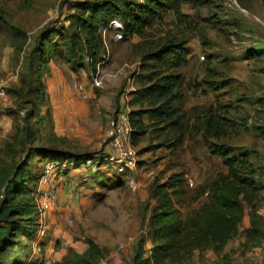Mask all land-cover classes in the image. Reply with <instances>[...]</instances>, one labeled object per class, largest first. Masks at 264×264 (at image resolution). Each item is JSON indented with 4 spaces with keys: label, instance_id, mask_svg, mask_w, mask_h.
<instances>
[{
    "label": "rangeland",
    "instance_id": "1",
    "mask_svg": "<svg viewBox=\"0 0 264 264\" xmlns=\"http://www.w3.org/2000/svg\"><path fill=\"white\" fill-rule=\"evenodd\" d=\"M84 1L0 0V160L5 157V141L19 125L21 131L30 133L24 147L15 145V163L27 175L40 174L32 194L20 196H12V185L0 179V247H5L0 251V264H68L63 260L67 250L82 253L88 238L113 254L102 262L131 264L133 250L146 237L156 205L154 188L179 179V186L165 191L171 207L184 217L210 201L213 185L223 184L227 167L211 154L204 137L211 117L216 124L209 132V142L227 145L235 156L250 155L255 177L264 185V0L185 3L181 6L184 19L163 12L142 34L114 40L111 30L101 32L105 41L98 56L104 59L102 87L92 86L93 69L86 58L84 66L73 71L75 64L68 61L67 50L47 62L36 51L41 37L45 47L60 43L56 33L66 30L70 15L78 13L76 6ZM17 32L21 34L17 36ZM167 40L181 43L185 50V60L175 70L180 75L175 91L181 95V119L159 136L155 126L150 127L137 146H132L136 169L119 175L104 160L110 151L109 130L121 106L133 108L128 104L129 93L141 86L144 55ZM254 47L263 48L255 55L251 52ZM38 79L45 83L46 106L39 105L33 92ZM212 82L218 83L217 90L208 87ZM22 87V94L15 96ZM31 111L34 113L25 121ZM144 121H148L146 117ZM215 133L217 136H211ZM39 147L94 157L79 167L69 162L42 165V158L36 155ZM51 163L65 171L64 175L73 171L71 178L78 181L74 207L64 203L57 208L62 177L57 180L55 200L47 210H40L48 187L45 171ZM131 177L135 186L128 183ZM27 216L38 221L31 240L17 229ZM53 216L58 221V235L48 228L47 221ZM244 229H250V237L242 233ZM8 232L12 234L7 237ZM5 239L11 244L6 246ZM57 245L63 250L61 256L52 250ZM145 245L149 246L148 241ZM208 252L194 257L191 264H264V188L252 204H243L238 233L222 252Z\"/></svg>",
    "mask_w": 264,
    "mask_h": 264
},
{
    "label": "trees",
    "instance_id": "2",
    "mask_svg": "<svg viewBox=\"0 0 264 264\" xmlns=\"http://www.w3.org/2000/svg\"><path fill=\"white\" fill-rule=\"evenodd\" d=\"M208 1L101 0L94 2L86 0L77 4L78 13L70 15L66 30L62 31L63 33H56L61 40L60 43L53 42L49 47H45V38L41 37L37 41L36 51L44 58V62H47L62 50H67L68 61H74L75 64L71 67L73 71L84 66L85 58H88V66L94 70L104 45L100 29L107 25L110 18H119L123 21L125 26L123 35L128 37L133 33L142 34L143 29L152 25L156 17L163 12H171L177 19L182 20L186 17L181 12L183 4H203ZM16 34L19 36L21 33ZM262 48L254 47L251 52L257 55ZM143 60L141 69L144 73H141L139 78L141 86L130 91L128 101V104L133 107L128 112L133 147L137 146L139 139L147 134L150 127L155 126L154 129L159 136L162 130L176 126L181 119V95L175 91L180 80V75L175 70L185 60V50L181 43L167 40L145 54ZM217 84L212 82L208 87L217 90L219 86ZM22 88L17 89L14 95L20 96L24 90V87ZM33 92L39 98V105L48 104L45 83L40 81ZM32 113L34 111L28 113L25 121L31 118ZM145 117L147 122L144 121ZM215 124L213 117L208 118L205 128L208 130L204 137L211 154L220 158L227 167V173L222 177L223 184L213 185L214 192L210 201L202 203L184 217L177 215L175 209L171 207L170 199L165 191L167 187L179 186L177 185L179 179L173 180L169 185H158L154 188L156 205L148 219L146 237L139 239L133 250L131 264H191L194 257H201L208 251L221 253L227 242L238 233L243 216V204H252L264 185L260 184L255 177L250 155L243 153L235 156L227 145L209 142V132ZM19 128V125H15L14 132L5 141L2 149L5 157L0 160V179L4 182L3 184L12 185V189L9 190L12 196H20L23 192L32 194L40 180L39 173L35 176L27 175L20 169L19 163H15L17 153L14 151V147L17 148L15 145L24 147L29 142L30 132L24 133ZM20 134L22 137L16 142ZM211 136L215 137L217 134ZM36 155L42 158L41 162L39 161L42 165L50 162H69L75 167L81 166L94 157L86 153H68L48 147H39ZM26 212L28 211L25 210L24 214ZM23 220L25 222L17 228L20 235L27 240L35 238L38 221L31 216L24 217ZM242 233L249 237L251 235L250 229H244ZM11 234L8 232L7 237ZM147 241L148 247L145 245ZM5 242L6 239L4 240L6 246L11 244ZM43 244L44 241L40 243V246ZM4 248L1 246L0 251ZM69 253L73 255L72 258L67 257ZM107 256V252L88 238L85 251L77 253L69 248L63 260L65 259L68 264H100ZM21 264L24 263L21 262Z\"/></svg>",
    "mask_w": 264,
    "mask_h": 264
},
{
    "label": "built area",
    "instance_id": "3",
    "mask_svg": "<svg viewBox=\"0 0 264 264\" xmlns=\"http://www.w3.org/2000/svg\"><path fill=\"white\" fill-rule=\"evenodd\" d=\"M110 30L113 32L114 40L122 39L124 30L123 21L119 18H110L107 25L100 29V35L101 32L104 33ZM101 39L105 45V41L102 36ZM86 60L88 61V58H86ZM103 62L104 59L98 60L94 70L90 73L91 84L94 87H102L103 85V78L101 76V65ZM128 112L129 110L125 108L117 113L113 126L108 133L110 151L104 157L106 164H110L119 175H124L126 172H134L137 166L136 152L131 145L132 128ZM54 169L57 171H54ZM45 173H47V181L45 180V182H48V187L42 196L40 210H47L50 203L55 200L57 180L65 176L63 171H58V166H56L55 163L49 164ZM128 183L131 186H135L136 181L134 177H131L128 180ZM188 184L190 186L193 185L190 179H188Z\"/></svg>",
    "mask_w": 264,
    "mask_h": 264
},
{
    "label": "crops",
    "instance_id": "4",
    "mask_svg": "<svg viewBox=\"0 0 264 264\" xmlns=\"http://www.w3.org/2000/svg\"><path fill=\"white\" fill-rule=\"evenodd\" d=\"M127 90H129V89H127ZM123 102H124V100L121 99L120 100V103L122 104ZM122 107L123 106H121V108L119 109L118 112H120L121 110L124 109V107L123 108ZM131 109L132 108H129L128 110L130 111ZM72 172H73L72 170L71 171H67V174L64 176V179L61 180V181H59V184H58V194H57V202H56L57 203V208H61L60 206H62L64 203H67L71 207H74V204H73L74 203V198H75L74 190L76 189V185H78L77 184L78 181H75V180H73L74 178H71L72 177ZM47 223H48V228L53 229V231H54L53 233L56 234V231H57L56 229L59 230L58 221H57L56 217L53 216V219L52 218L49 219V221H47ZM56 235H58V233ZM59 246L57 245V247L52 248V250L55 253H57V256H59L61 254V252H63L62 248H60ZM207 253H209V252H207ZM61 255H63V254H61ZM112 256H113V254L110 253L108 255L107 259H110ZM100 264H116V263L113 260L110 263H107L106 261H103Z\"/></svg>",
    "mask_w": 264,
    "mask_h": 264
}]
</instances>
